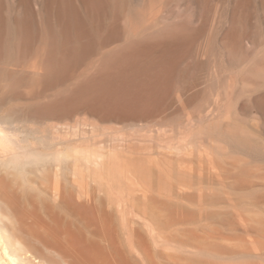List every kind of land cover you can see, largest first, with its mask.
<instances>
[{"label": "rangeland", "instance_id": "1", "mask_svg": "<svg viewBox=\"0 0 264 264\" xmlns=\"http://www.w3.org/2000/svg\"><path fill=\"white\" fill-rule=\"evenodd\" d=\"M143 3L129 0L118 37L156 43L180 29V47L159 65L169 81L156 107L139 116L50 108L97 69L106 47L61 86L0 89V125L21 142L12 164L31 176L46 167L52 175L69 167L71 179L88 174V187L114 194L122 234L131 218L167 264L168 254L181 264H264V0ZM11 156L0 146V159ZM170 201L182 203L173 217Z\"/></svg>", "mask_w": 264, "mask_h": 264}, {"label": "bare ground", "instance_id": "2", "mask_svg": "<svg viewBox=\"0 0 264 264\" xmlns=\"http://www.w3.org/2000/svg\"><path fill=\"white\" fill-rule=\"evenodd\" d=\"M130 7L129 0H0V89L28 82L48 91L108 47L97 69L50 108L131 116L151 106L166 90L169 76L164 72L163 77L159 65L180 47V29L176 26L172 40L161 34L156 43L138 34L124 40L118 37V27ZM154 64L158 66L153 70ZM20 144L14 129L0 125V146L12 154L9 160L0 159V264H140L133 250L145 264H167L148 239L134 233L131 218L123 222L122 234L114 194L88 187V174L68 178L69 167L54 175L47 167L35 176L24 173L19 164H12L22 155ZM70 155L62 153L63 158ZM170 202L164 207L173 217L182 203ZM166 259L184 262L172 254Z\"/></svg>", "mask_w": 264, "mask_h": 264}]
</instances>
